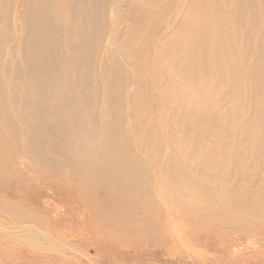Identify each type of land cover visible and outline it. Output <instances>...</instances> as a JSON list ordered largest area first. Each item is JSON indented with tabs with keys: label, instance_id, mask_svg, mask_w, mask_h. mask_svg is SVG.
<instances>
[{
	"label": "bare ground",
	"instance_id": "6f19581e",
	"mask_svg": "<svg viewBox=\"0 0 264 264\" xmlns=\"http://www.w3.org/2000/svg\"><path fill=\"white\" fill-rule=\"evenodd\" d=\"M37 174L111 242L157 201L264 231V0H0V229L65 233L14 196Z\"/></svg>",
	"mask_w": 264,
	"mask_h": 264
},
{
	"label": "rangeland",
	"instance_id": "374dc122",
	"mask_svg": "<svg viewBox=\"0 0 264 264\" xmlns=\"http://www.w3.org/2000/svg\"><path fill=\"white\" fill-rule=\"evenodd\" d=\"M50 144L54 149L55 144ZM54 158L59 160L58 157ZM202 167L205 168L206 165L203 164ZM207 174L210 172L207 171ZM35 177L38 178L37 182L24 184L20 189V196L14 189V196L19 200L17 202L48 219L49 214L60 219H74L73 222L70 219L66 226L70 227L72 222L77 233L69 234L68 230L71 228L66 226L60 227L66 230L65 233H58L59 229L45 233L39 227L37 237L0 229V264H264V231L256 229L240 235L222 229L210 216L201 215L200 212H197L198 215H191L192 212L185 213L176 207H172V217L167 216L164 204L158 201L155 203L164 213L154 218L157 230L154 227H143L149 232L146 237H137L132 231L122 235L118 242H111L90 232L86 234L79 230L81 224L78 221L83 217L79 216L80 213L62 216L63 208L53 211L55 207L65 205L66 199L68 202L73 201L77 195L71 198L64 190L60 191L64 189V184L44 187L43 193L38 196V182L42 185L48 178L38 174ZM11 190L12 186L6 187L0 191V195L4 196L6 191L13 192ZM96 201L95 206L102 211V201ZM163 203L174 205L169 201ZM47 207L52 211L48 212ZM84 209L86 206L81 205L78 210ZM45 218L41 222L51 228L52 220ZM33 224L35 223L30 222L28 226ZM45 236L49 238L46 239Z\"/></svg>",
	"mask_w": 264,
	"mask_h": 264
}]
</instances>
